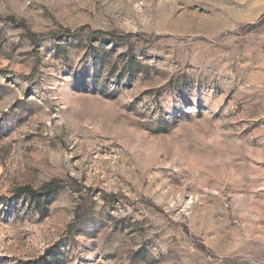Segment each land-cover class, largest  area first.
Returning a JSON list of instances; mask_svg holds the SVG:
<instances>
[{"label": "rangeland", "instance_id": "374dc122", "mask_svg": "<svg viewBox=\"0 0 264 264\" xmlns=\"http://www.w3.org/2000/svg\"><path fill=\"white\" fill-rule=\"evenodd\" d=\"M0 264H264V0H0Z\"/></svg>", "mask_w": 264, "mask_h": 264}, {"label": "trees", "instance_id": "16d2710c", "mask_svg": "<svg viewBox=\"0 0 264 264\" xmlns=\"http://www.w3.org/2000/svg\"><path fill=\"white\" fill-rule=\"evenodd\" d=\"M13 21H15V18H11ZM25 189V191L27 192V193H29L30 195H31V197H36V193H37V191H35L33 188H31V187H26V188H24Z\"/></svg>", "mask_w": 264, "mask_h": 264}]
</instances>
